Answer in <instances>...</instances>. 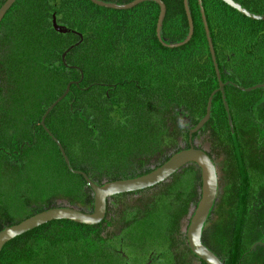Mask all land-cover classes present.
I'll return each instance as SVG.
<instances>
[{"label": "trees", "instance_id": "1", "mask_svg": "<svg viewBox=\"0 0 264 264\" xmlns=\"http://www.w3.org/2000/svg\"><path fill=\"white\" fill-rule=\"evenodd\" d=\"M98 1L124 5L133 0ZM160 1L166 8L161 40L181 43L188 34L183 0ZM231 1L264 17V0ZM187 6L193 35L172 49L156 37L159 6L152 0L128 10L102 8L90 0H16L7 11L0 22V188L13 179L3 177L6 166L20 170L16 179L23 177L30 193L31 175L40 173L43 184L31 185L41 205H33L24 219L52 208L93 209L92 191L68 170L40 126L68 84L69 92L47 115L45 127L71 168L103 185L145 175L189 148L188 130L204 117L218 89L216 65L227 110L216 92L210 117L192 135V145L213 163L223 161L222 198L232 232L224 257L227 264L248 263L253 233L263 225L256 206L264 198V88L243 92L237 87L264 84V20L245 17L221 0H201L213 62L198 0H187ZM53 20L72 33L57 32ZM181 174L112 198L120 206L121 198L134 197L126 201L128 208L116 209L122 218L135 213L124 235L133 253L154 252L160 262L164 257L176 264L175 253L188 247V224L180 225L181 197L196 185L191 173ZM23 218H12L4 228ZM100 227L51 221L8 242L0 264H118L117 246L110 240L117 238L119 226H108L107 239Z\"/></svg>", "mask_w": 264, "mask_h": 264}, {"label": "water", "instance_id": "2", "mask_svg": "<svg viewBox=\"0 0 264 264\" xmlns=\"http://www.w3.org/2000/svg\"><path fill=\"white\" fill-rule=\"evenodd\" d=\"M15 1L16 0H6L3 3V5L0 7V22L2 21L7 11L15 3ZM90 1L94 5L106 9L128 10L145 0H133L124 5L108 4L98 0H90ZM152 1L156 2L159 6V15L156 25V37L158 41L164 47L170 49L177 48L187 44L193 35V21L190 17V13L187 6V0H183V7L188 23V34L185 40L182 41L181 43L168 44V45L164 44L160 37V27L166 12L165 5L160 0H152ZM221 1L224 2L226 5H228L229 7H231L232 9L238 11L240 14L244 15L245 17H248L252 20H264V17L252 16L251 14L240 8L237 4H235L231 0H221ZM198 4L200 5V14L204 25L205 35H206L211 59L213 62H215L212 40L209 36V30L204 17V10L201 6V0H198ZM53 27L59 33H63V34L72 33V31L66 28L57 26L54 20H53ZM215 73L218 79V89L215 90L209 97L204 117L195 125V127L188 130L189 148L180 150L179 152L173 154L165 163H163L162 165H160L159 167H157L156 169L152 170L151 172L145 175L131 179L115 180L112 182L105 183L103 185H97L96 183L91 181V179H89V177L84 172L73 170L70 166L69 160L66 157L61 144L55 138L52 137L51 133L45 127L44 121L47 115L69 92L70 84H68L66 86L64 93L60 97H58L46 109L45 113L41 117L40 126L48 134V136L52 138L68 170L73 174L80 175L83 178L86 185L88 186V188L92 191L93 209L91 212L85 213L80 210H77L76 208H67V207L52 208L38 212L22 220L17 224L7 226L0 231V252L3 249V247L14 238L21 236L29 231H32L51 221L67 220L85 226L98 225L105 217L106 204H107V199L109 197L119 194L142 191L151 188L167 180L173 174L181 170L183 167L189 164H194L200 170V181H201L200 199L191 215V218L189 219L188 227L186 229L187 245L189 250L192 252V254L195 257H197L199 260L204 262L205 264H222L220 260L211 251H209L201 242L202 227L208 217L209 211L217 195L218 184H217V175H216L215 166L205 152L199 149H195L192 145V135L197 133L205 125V123L208 121L210 117L211 100H212V96L216 92L221 93L222 100L224 101L225 109L227 110V106L224 98V84L220 81V75L216 65H215ZM263 87L264 84H260L249 89H243L239 87L237 88L240 91L248 92L252 89L263 88Z\"/></svg>", "mask_w": 264, "mask_h": 264}, {"label": "rangeland", "instance_id": "3", "mask_svg": "<svg viewBox=\"0 0 264 264\" xmlns=\"http://www.w3.org/2000/svg\"><path fill=\"white\" fill-rule=\"evenodd\" d=\"M53 163L55 165H58L57 159L54 155H53ZM186 171H188V173H191V178H192L191 180L195 183L196 186L195 188L191 190V192L185 195V198L181 197V221H180L181 228H185L186 225L188 224V221L191 218V215L200 199V186L198 183L200 180V170L195 165L191 164V165H188L185 169L184 167L181 169V172H182L181 175L183 176V174H186ZM19 172H20L19 169H11L8 166H6V168L2 171L4 178L6 177L10 178L9 176H12L11 178L13 179L5 180V182L2 184L0 188L2 195L4 196V198L0 196V231L2 230V228L4 229V226L12 222V218L14 219L23 218L25 213L30 212V210L32 209L31 207L33 205H37V204L41 205V202L38 200L37 195H34L33 188L31 186V185H35V188L43 187V184L40 185V182H38V177H39V180L41 179L40 173H38V175L37 174L31 175V179L29 180L31 185H29V187L32 193H30L26 191V186L28 183H25L24 178L21 177V178L16 179L17 177L16 174H18ZM218 177H219V182L217 180L218 189H217V195H216L218 206L216 209H221V207H223V209L218 210L216 212V215L213 217V222H214V226L212 228L213 232H211L207 236L201 234L202 244L216 256L218 254V251L221 250L219 249L221 247L219 246V241L216 240L214 229L222 230L226 224V215H225L226 207L223 206L224 201L222 198V192L225 189L226 183H225L224 178L221 175V166L218 167L217 178ZM1 181L2 180H0V183ZM13 185L14 186L17 185V187L21 190L15 189ZM37 190L39 191L40 189H37ZM133 199L134 197L121 198L120 201H122V204L123 203L124 204L123 205L120 204L119 206L120 209L124 210L128 208L129 205L126 204L127 203L126 201H130ZM116 201H119V200L117 199ZM18 202L20 203V205H18L17 207H14L15 204ZM76 206L80 208L82 207L79 205H76ZM262 206H263V209L261 207L262 211L260 210V214L263 219V226L260 230H257L254 235L255 240L258 241V245L256 246V251L253 252V256H252L253 261L250 264H264V258H263L264 257V202L262 203ZM76 209L79 210V208H76ZM119 216L121 217V215ZM119 216L117 217V219H119ZM183 250H184L185 257H186L185 263L198 264V261L196 260V258L194 257V255L192 254V252L189 250V248L186 245H184ZM130 254H133V252L130 251ZM137 256L138 255H135V257ZM114 257L118 258L116 260L117 263L119 264L122 263V260L120 259L118 255L114 254ZM163 259L164 260H161L160 262L162 264L164 263V261H166L164 257ZM166 264H167V261H166Z\"/></svg>", "mask_w": 264, "mask_h": 264}, {"label": "flooded vegetation", "instance_id": "4", "mask_svg": "<svg viewBox=\"0 0 264 264\" xmlns=\"http://www.w3.org/2000/svg\"><path fill=\"white\" fill-rule=\"evenodd\" d=\"M219 161H220V163H219ZM213 164L215 166V170H216L217 175H218V167L221 166V175L224 178V173H223L224 167H223L222 159L216 158V160L214 161ZM217 180L219 182V177L217 178ZM218 182H217V184H218ZM222 190H223V188H222ZM263 196H264V192H263ZM113 197H115V196L109 197L107 199L106 214H105L104 219L100 222V224H101L100 228H101V234H102L103 238L107 239L106 233L109 232L108 226L111 224H113L115 226H119L118 228H116L117 229L116 233H118L117 238L111 239L110 241L116 243L117 249H116V252H114V253L115 254L117 253L116 255H118L120 257V259L122 260V263H120V264H160V259H159L158 255H156L154 252H150L148 254H139V253L135 252L133 254H130V251H131L130 246H129V243L126 242V236H124V235L127 232H129V230H130L129 226L130 225H127V224L130 223L131 218H133L135 216V213H133L132 215L125 214L124 215L125 217H123L125 219H123L122 218L123 215L118 214L119 212L116 211V209H118L119 206L114 205L115 202H113V200H112ZM261 202L262 203L264 202V198L261 200ZM261 202L256 206L257 210H259V212H260V210L262 211V209H263ZM108 206H110V207L108 208ZM217 206H218L217 199H215V201H214V203H213V205L209 211L208 217L204 223V227H202L203 228L202 233H201L202 235L207 236L208 234L213 232V230H212V228L214 226L213 217L216 215V212L218 210L223 209V207H221V209H216ZM223 206H225L227 209V205L225 203H223ZM261 207H262V209H261ZM119 215H121V217ZM225 215H226V210H225ZM118 216H119V219H117ZM229 224L230 223H229L227 215H226V224H225L224 228L222 230L214 229L216 240L219 241V246L221 247V248H219L221 250H219L217 256L216 255L215 256L220 260V262L222 264H227L226 263L227 258L224 257V253H225V244L230 240V236L232 233L231 232V226ZM260 229H258V230H260ZM255 233L256 232H254L253 234L255 235ZM257 245H258V241H256L254 238L251 258H249L247 260L248 263H243V264L252 263L253 252L256 251ZM183 248H184V246L181 247V251H179L178 253L176 252L174 255V260L176 261V264H187V263H185L186 257H185ZM135 255H138V256L135 257ZM195 258L198 261V264H201V261L197 257H195ZM161 260H164V259L161 258ZM163 264H166V261H164Z\"/></svg>", "mask_w": 264, "mask_h": 264}]
</instances>
